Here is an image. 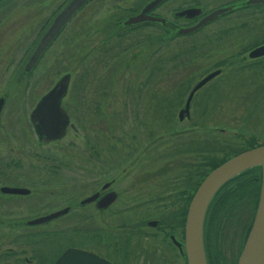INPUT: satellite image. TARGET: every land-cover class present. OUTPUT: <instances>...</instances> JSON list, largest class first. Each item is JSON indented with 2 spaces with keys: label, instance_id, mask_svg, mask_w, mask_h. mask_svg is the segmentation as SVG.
Here are the masks:
<instances>
[{
  "label": "flooded vegetation",
  "instance_id": "af4514ba",
  "mask_svg": "<svg viewBox=\"0 0 264 264\" xmlns=\"http://www.w3.org/2000/svg\"><path fill=\"white\" fill-rule=\"evenodd\" d=\"M14 1L16 0H0V28L8 25V14L17 9L18 2ZM44 1L47 0H34L37 16L35 19H37L31 22L32 30H36L33 42L26 51L24 59L13 70L7 90L0 95V100H2L0 106V264H54L69 248L94 253L111 264H188L185 250V223L189 204L200 185L199 120H210L215 113L209 108L207 110L204 108L205 100L212 97V93L219 86L218 82H213L214 84L211 82L225 73V69H235L237 72L247 70L251 72L256 69L259 73L257 75L264 77L262 75L264 55L249 57L252 49L264 44V1L162 0L146 12L155 20L144 19L137 23L126 24L130 17L140 13L152 1L133 0L132 5L122 6L126 10L118 15L110 16L101 28L106 45H102L99 54L91 56L90 52L88 55V50L84 55L81 53L80 61L85 67L82 69L80 80L78 82L71 80V72L62 74H70V80L66 94L61 101V107L69 119L65 134L61 138L43 141L30 115L40 98L56 84L62 75L36 102L35 97L32 98L34 104L28 111L27 118L28 127L32 131L33 155H35V145L39 148L48 147L62 142L69 130L76 133L77 127L71 120L75 118L74 114H77L79 109L87 110L89 108L87 105H93L91 115H95L96 120L101 122L99 125L96 124L99 131L107 133L111 129L113 133L117 130L116 124L119 119L117 114L111 116L113 124L110 127L104 121L107 118L100 112L101 97L87 96L88 88L94 90L101 87L100 81L96 80L97 75L92 77L88 64L91 59L95 68L97 64L102 63L100 60L102 54L107 56L111 52L114 58V56L127 52L129 47H131L132 61L138 60L141 63V59L138 58L141 55L150 54V43L153 38L152 27L161 31V34L154 40H173L180 36L196 34L205 27L211 26L209 28L213 31L212 33H224L222 36L238 41L241 44L239 48H241H238L236 55H228L233 58L227 59V56H221L214 60L212 65L195 66L199 70L202 69L200 73L204 74L199 76L194 83L185 80L188 77L187 73L193 69L192 65L161 64L152 69L148 64V59L144 58L142 62L145 63L142 65V70H144L145 78L144 81L138 82L135 89H142L139 92L146 94L147 99H150L152 85L166 94L159 104L161 112L157 116L170 127L167 128L169 132H165L164 139L171 135L174 138L170 140L169 150L171 151L167 153L168 159L151 162L149 159L152 148L164 149V145L148 144L141 149L128 147L127 153L133 156L134 160L128 163L122 162L118 157L119 147L111 141L110 145L103 147V151L107 153L105 160L104 155H100L96 147H90L91 152L100 159L93 167L95 172L91 173L96 176L88 177L87 175L89 173L88 151H86L87 156H82L84 160H81L83 168L80 180L63 177L64 169L71 170L70 163L56 160L44 162L47 166L39 167L35 164L39 161H23V119L25 116L24 106H22L24 98L20 95L24 90L21 88V93H19V87L29 83V78L33 76L38 63L53 43L62 36L71 20L93 0H87L75 11L46 46L38 61L30 70L25 71V65L42 34L70 0L60 1L40 19L39 16L42 13L39 14V9L44 10L40 4ZM28 5L30 4L22 6L28 7ZM189 8H200L201 13L191 16L187 13L179 14ZM219 8H225V11L204 23L197 30L178 33L180 28L196 24L206 14ZM25 23L28 26L30 24L28 21ZM86 33L85 30L81 35ZM247 41L250 43H246ZM11 43L13 45L16 42ZM247 45L249 47L246 48ZM210 50H208L210 53L214 52ZM0 51L2 53V49ZM12 52L13 49L9 50V44H7L2 54L12 55ZM176 56L177 61L180 53ZM126 67H132V64L129 62ZM6 68L5 66L4 69ZM215 70H220V72L194 92L187 111L181 114L180 112L185 110L192 87ZM154 75H159V80L153 83ZM202 88L204 90L200 95L198 92ZM126 89L131 93L132 88L129 85ZM71 91H74V95ZM169 95L171 97H167ZM141 99L143 98L140 97L139 101ZM144 101L146 102V99ZM155 101L158 102L159 99ZM139 114H137L139 120L152 119L150 112H146L141 117ZM108 137L110 139V136ZM115 140L119 141L117 137ZM85 141L88 144L86 139ZM211 141L215 143L217 139L213 138ZM261 144L264 142L256 146ZM152 163L156 165L154 169L151 168ZM89 164L93 165L92 162ZM89 198L92 199L86 201ZM70 228L79 231L81 241L74 240L73 242ZM204 246L208 264H216V258L208 252L205 238ZM241 250L238 253L237 262ZM231 257L228 256L226 262L218 259V264H231L233 262Z\"/></svg>",
  "mask_w": 264,
  "mask_h": 264
},
{
  "label": "rangeland",
  "instance_id": "374dc122",
  "mask_svg": "<svg viewBox=\"0 0 264 264\" xmlns=\"http://www.w3.org/2000/svg\"><path fill=\"white\" fill-rule=\"evenodd\" d=\"M60 1L62 0L41 2L40 5H42L41 7L44 10L40 11L39 9V14L42 13L39 18L44 17ZM14 2H18L17 9L8 14V25H4L5 27L2 25L3 27L0 28V50L2 49L3 53L7 44H9V50L13 49L12 55L2 54L0 51V95L7 90V84L12 72L24 59L26 51L33 42L36 31L31 28V22H35L37 19H35L37 16L35 15L34 0H16ZM47 2H49L48 5ZM23 4L30 5L26 7L22 6ZM132 4L133 0H93L71 20L62 36L53 43L50 50L38 63L33 76L29 78V83L23 85V87L20 85L19 93H21V88L24 90L20 95V97L24 98L22 101L25 116L23 119L24 162L39 161L35 162L39 167L47 166L44 162L56 160L70 163L71 170L68 168L64 169L62 172L63 177L80 180L82 176L81 169L83 168L81 160H84L83 157L87 156L86 151H88L87 160L89 167L87 175L88 177L96 176L91 173L95 172L93 167L96 161L100 159L91 152L90 147H96L100 155H104L103 158L105 160L107 159V153L103 151V147L107 144L110 145L111 141L120 148L117 149L119 161L128 163L134 160V157L127 153L128 147L141 149L148 144L155 146L164 145V149H160V147L158 149L152 148L149 159L151 162L167 160V153L171 151L169 150L170 140L174 138L171 135L164 139L165 132L170 127L168 123H165L157 116L161 112L159 104L166 97V94L162 93L161 89H156L155 85H152L150 99H147L145 98L146 94L139 92L142 89H135L138 82L144 81L145 78L144 70H142V65L145 62L142 61L147 58L148 64L151 65L152 69L161 64H190L193 69L187 73L188 77L185 80L194 83L199 76L204 74L200 73L202 69L199 70L195 66L212 65L213 61L221 56H227V59L233 58L236 55V51L241 48H239L241 44L238 41L222 36L224 33H212L213 31L209 28L211 26L205 27L196 34L180 36L173 40H154L156 36L161 34V31L152 27L153 38L150 43V54L141 55L138 58L141 59V63L138 60L136 62L132 61L131 47H129L127 52L114 56V58L111 52L109 55L106 54L107 56L102 54L100 58L102 63L97 64L95 68L93 61L89 58L90 63L88 66L91 68V75L92 77L97 75L96 80L100 81L101 87L94 90L88 88L87 96L101 97L100 112L102 116L107 118L104 121L110 127L113 124L111 116L117 114L119 117L117 120L118 124H116L118 126L117 130L113 133L111 129L107 133L99 131L97 125L101 124V122L96 120L95 115H91L93 105H87L89 107L87 110L85 108L79 109V112L74 114L75 118L71 120L77 127L76 133L69 130L62 142L48 147L39 148L35 145V155H33L32 131L28 127L27 118L28 111L34 104L32 98L35 97L36 102L65 72H71V80L78 82L82 77H80L83 73L82 69L85 67L80 61L81 53L84 55L86 50H88V55L90 52L91 56L97 54L106 45L104 43V35L101 33L103 23L110 16L118 15L123 10H126L122 6L128 7ZM27 21L30 23L29 26L25 23ZM85 30L87 33L81 35ZM221 36L222 38L218 39ZM11 42L16 43L11 45ZM246 43L250 42L247 41ZM210 49L214 50V52L210 53L208 51ZM71 52L74 55H70ZM178 53H180V58L176 61ZM174 58L175 62H173ZM129 62L132 67L127 68L126 64ZM5 66L7 67L6 69H4ZM257 74L259 73L256 69L251 72L250 70L237 72L235 69L229 68V70L225 69V73L211 82L212 84H214L213 82H218L219 86L212 93V97L205 100L204 108L206 110L209 108L211 112L215 113L210 117V120H199L198 153L200 164L198 171L200 180L202 178L200 173L203 170L207 172L208 167L213 162L225 157L232 152L230 150L246 149L245 147L252 143L260 144L264 142V77L261 78ZM262 75L264 76V72H262ZM158 80L159 75H154L153 83ZM220 82L222 83L220 84ZM127 85L132 88L130 90L131 93L126 89ZM203 90L202 88L198 94L201 95ZM71 93L74 95V91H71ZM140 97L143 98L140 100L141 102L139 101ZM167 97H171V95ZM144 99H146V102ZM155 99H159V101L156 102ZM146 112H150L152 119L143 118V120H139L137 114L140 113L139 116L141 117ZM108 136H110V139ZM115 137L119 141L115 140ZM213 138L217 139L216 143L211 141ZM141 160H144V158H141ZM89 162H92L93 165H90ZM155 166L152 163L151 168L154 169ZM121 168L122 165L120 170ZM237 182L241 183L242 180ZM236 184L238 183L235 182L234 185L230 184L227 186L225 193L231 192L232 188L230 189V187H236ZM253 187V182L251 186L243 185L239 197H236L238 193L233 192V196L226 203L218 206L217 210L212 213V217L207 219L205 232L207 248L212 252L213 256L216 254L217 258L222 259L223 262H226V258L228 260V256H232L233 262L231 264H236L238 253L244 245L246 235L249 233L256 208ZM237 189L235 188V190ZM70 230L73 242L74 240L81 241L79 231L72 228Z\"/></svg>",
  "mask_w": 264,
  "mask_h": 264
},
{
  "label": "water",
  "instance_id": "95a60500",
  "mask_svg": "<svg viewBox=\"0 0 264 264\" xmlns=\"http://www.w3.org/2000/svg\"><path fill=\"white\" fill-rule=\"evenodd\" d=\"M86 1L87 0H70L63 9H61L46 31L42 34L25 65V71L30 70L38 61L46 46L58 33L61 27ZM160 1L162 0H152L149 2L140 13L130 17L126 21V24L137 23L144 19L155 20L154 17L148 16L146 12ZM224 11L225 8L215 9L202 17L196 24L190 27L180 28L178 33L193 32L204 23L222 14ZM184 13L190 16L200 14L201 9L189 8L181 11L179 14L181 15ZM261 55H264V44L257 46L249 52V57L251 58ZM219 72L220 70H215L207 74L192 87L185 104V110H182L180 112L181 114L183 111H187L194 92ZM69 80L70 74L66 73L62 75L56 84L40 98L35 109L31 112V121L34 123L35 129L43 141L59 139L65 134L69 119L66 112L61 107V101L66 94ZM1 102L2 100H0V106ZM256 166H259L261 169V188L252 224L237 264H264V144L245 150L229 158L211 170L200 183L189 204L185 223V250L188 264H208L204 247V221L208 206L214 195L227 181L243 171ZM91 199L92 198H89L86 201ZM54 264L111 263L94 253L69 248L62 253Z\"/></svg>",
  "mask_w": 264,
  "mask_h": 264
},
{
  "label": "trees",
  "instance_id": "16d2710c",
  "mask_svg": "<svg viewBox=\"0 0 264 264\" xmlns=\"http://www.w3.org/2000/svg\"><path fill=\"white\" fill-rule=\"evenodd\" d=\"M216 143V142H215ZM258 144H250L249 146L245 147L246 149H249L251 147H254ZM246 149H239V150H230L232 152L228 153L225 157H222L220 159H218L216 162H213V164H211L208 168V171H202L200 173V176L202 177L201 180H200V183L202 182V180L206 177V175L211 171L213 170L214 168H216L217 166H219L220 164H222L223 162H225L226 160H228L229 158H231L232 156H235L241 152H243L244 150ZM208 158V157H207ZM260 167L259 166H256V167H252V168H249L245 171H243L242 173L238 174L237 176L233 177L232 179H230L229 181H227L218 191L217 193L214 195L211 203L209 204L208 206V209H207V212H206V215H205V221H204V238H205V232H206V229H207V219L208 218H211L212 217V213L217 210L218 206H221L222 204L226 203L227 200L233 196V192L234 193H238L236 197H239V194H240V190L242 188L243 185L247 186H251V183L253 182L254 183V187H253V195H254V199H256V202H257V198H258V195H259V189H260V182H261V173H260ZM241 183L237 182V181H241ZM238 183L236 184V187H230V189L232 190L231 192H227V194L225 193V188L227 186H229L230 184L234 185V183ZM242 185V186H241ZM237 186L238 189H237ZM235 188L237 190H235ZM236 192H235V191ZM210 220V219H209ZM250 229V228H249ZM249 232V231H248ZM208 252L211 254L212 252L210 250H208ZM212 255V254H211ZM210 255V257H211ZM214 257L216 258V264H218V258H217V255L215 254Z\"/></svg>",
  "mask_w": 264,
  "mask_h": 264
}]
</instances>
